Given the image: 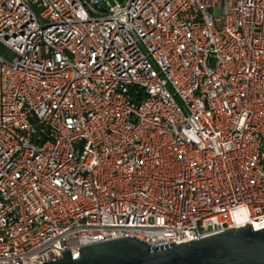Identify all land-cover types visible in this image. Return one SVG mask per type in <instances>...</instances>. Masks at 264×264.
<instances>
[{
    "label": "built area",
    "instance_id": "built-area-1",
    "mask_svg": "<svg viewBox=\"0 0 264 264\" xmlns=\"http://www.w3.org/2000/svg\"><path fill=\"white\" fill-rule=\"evenodd\" d=\"M0 45V264L264 229V0H0Z\"/></svg>",
    "mask_w": 264,
    "mask_h": 264
},
{
    "label": "water",
    "instance_id": "water-1",
    "mask_svg": "<svg viewBox=\"0 0 264 264\" xmlns=\"http://www.w3.org/2000/svg\"><path fill=\"white\" fill-rule=\"evenodd\" d=\"M223 231L158 248L125 237L81 247L78 259L72 260L68 250L43 264H264V229L253 231L249 222Z\"/></svg>",
    "mask_w": 264,
    "mask_h": 264
},
{
    "label": "rangeland",
    "instance_id": "rangeland-1",
    "mask_svg": "<svg viewBox=\"0 0 264 264\" xmlns=\"http://www.w3.org/2000/svg\"><path fill=\"white\" fill-rule=\"evenodd\" d=\"M214 16L216 18L219 17L220 16V10H218V9L215 10ZM0 56L8 62L12 61V59L14 58V54L12 53V51L3 45H0Z\"/></svg>",
    "mask_w": 264,
    "mask_h": 264
}]
</instances>
